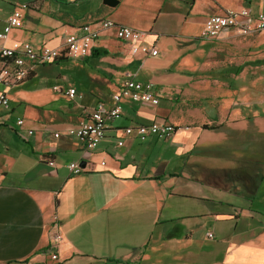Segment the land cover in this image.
I'll return each mask as SVG.
<instances>
[{
	"label": "crops",
	"instance_id": "0c3cea01",
	"mask_svg": "<svg viewBox=\"0 0 264 264\" xmlns=\"http://www.w3.org/2000/svg\"><path fill=\"white\" fill-rule=\"evenodd\" d=\"M240 8L264 13V0H0V31L21 14L6 47L62 48L66 34L108 19L158 50L144 56L100 29L83 60L29 63L1 88L0 264H264V32L200 37L207 16ZM131 78L151 82L159 103L124 98L85 153L67 130L111 107ZM156 120L175 132L124 133Z\"/></svg>",
	"mask_w": 264,
	"mask_h": 264
},
{
	"label": "built area",
	"instance_id": "2783aa9c",
	"mask_svg": "<svg viewBox=\"0 0 264 264\" xmlns=\"http://www.w3.org/2000/svg\"><path fill=\"white\" fill-rule=\"evenodd\" d=\"M20 17V10H13L7 17L2 31H0V60L2 61V67L0 68V108L2 109L8 108L9 98L7 97V92L1 90V88H9L21 83L29 75V67L27 66L29 63L49 64L62 56L83 60L91 54L100 29H111L119 41L136 46L138 52L144 56L154 57L158 54L155 45L144 42L146 36L144 32L136 31L126 25L115 24L108 19L102 20L99 28L92 24H84L74 32L66 34L62 48L42 46L36 49L29 42H14L11 46H4L11 29L18 28ZM224 31H234L241 36L264 32V13L254 15L249 9L240 8L225 10L218 15L207 16L204 20L200 37L213 40ZM74 92L76 90L71 88L66 92V95L71 98ZM124 98L141 101L143 104L156 105L159 103L151 82H143L133 78L125 80L119 91L112 96L111 107L106 108L103 105H99L97 109L91 112L86 121L67 130L69 136L82 140L85 153L94 151L97 148L105 136V130L109 123H112L121 115ZM22 123L23 120H18L16 125L20 127ZM174 132V125L162 120H156L147 126L138 125L124 128L125 135L129 136L135 133L141 142L149 137L165 139ZM26 134L31 135L32 131L27 130ZM55 136L57 137L58 134H55ZM48 164L54 165L53 161H49ZM101 164L104 163L102 162ZM68 169L72 175H78L83 171V168L76 161L69 163ZM54 225L56 231L50 236V248L53 251L62 241V235L58 231L57 225ZM208 237H212V234L209 233ZM51 258L56 259L57 255L52 253Z\"/></svg>",
	"mask_w": 264,
	"mask_h": 264
},
{
	"label": "trees",
	"instance_id": "16d2710c",
	"mask_svg": "<svg viewBox=\"0 0 264 264\" xmlns=\"http://www.w3.org/2000/svg\"><path fill=\"white\" fill-rule=\"evenodd\" d=\"M103 3L115 7L119 0H103Z\"/></svg>",
	"mask_w": 264,
	"mask_h": 264
},
{
	"label": "rangeland",
	"instance_id": "374dc122",
	"mask_svg": "<svg viewBox=\"0 0 264 264\" xmlns=\"http://www.w3.org/2000/svg\"><path fill=\"white\" fill-rule=\"evenodd\" d=\"M0 110L2 111L3 109H2V108H0Z\"/></svg>",
	"mask_w": 264,
	"mask_h": 264
},
{
	"label": "water",
	"instance_id": "95a60500",
	"mask_svg": "<svg viewBox=\"0 0 264 264\" xmlns=\"http://www.w3.org/2000/svg\"><path fill=\"white\" fill-rule=\"evenodd\" d=\"M81 166H83V164H81Z\"/></svg>",
	"mask_w": 264,
	"mask_h": 264
}]
</instances>
